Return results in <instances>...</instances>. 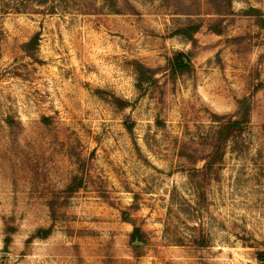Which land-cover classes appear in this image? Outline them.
Segmentation results:
<instances>
[{"label":"rangeland","instance_id":"1","mask_svg":"<svg viewBox=\"0 0 264 264\" xmlns=\"http://www.w3.org/2000/svg\"><path fill=\"white\" fill-rule=\"evenodd\" d=\"M189 26L195 46L173 35ZM174 53L190 72L171 78ZM134 64L153 72L140 89ZM259 251L264 0H0V264H264Z\"/></svg>","mask_w":264,"mask_h":264},{"label":"trees","instance_id":"2","mask_svg":"<svg viewBox=\"0 0 264 264\" xmlns=\"http://www.w3.org/2000/svg\"><path fill=\"white\" fill-rule=\"evenodd\" d=\"M198 30L197 26H189L185 27L183 29L177 30L174 32V36H181L184 38L187 42H189L192 46H195V40L193 38V34H195ZM134 68L136 71V88L140 89L144 84L151 83L152 82V75L153 72L151 70H148L144 67H142L139 64H134ZM167 71L171 78H175L184 74H187L190 72V54L189 53H174L170 59L167 60ZM118 108H123L125 104L122 102H118V100L115 101ZM240 106L244 104V101H241ZM248 112L249 108L248 106L245 109L241 110V114L238 120L235 121H229L227 123H224L221 125L216 134L215 138L212 141L211 144V152L207 158V162L204 165L205 170L211 171L216 163L221 162L222 160V151L225 147L226 143L231 139L234 135H240L241 132L244 130L247 120H248ZM128 131H130L128 129ZM75 183L77 186L75 187ZM80 187V181L73 180V182L68 185L64 191L60 193V195L63 196H70L73 193L76 192V190ZM50 213L52 217L54 216V206L50 204ZM129 221V220H124ZM14 230L8 229L6 231V236L3 240V245L7 247L11 243V235H13ZM51 233V228L48 227L45 230H38L35 233V236L33 238H37L39 240L47 238ZM130 242L131 244L138 247H140L144 242V234L136 227H133V230L130 234ZM138 243V244H137ZM203 243V242H202ZM137 257L141 256V254L137 253ZM256 258L258 261L264 263V252H257Z\"/></svg>","mask_w":264,"mask_h":264},{"label":"water","instance_id":"3","mask_svg":"<svg viewBox=\"0 0 264 264\" xmlns=\"http://www.w3.org/2000/svg\"><path fill=\"white\" fill-rule=\"evenodd\" d=\"M136 243H134V245H135Z\"/></svg>","mask_w":264,"mask_h":264}]
</instances>
